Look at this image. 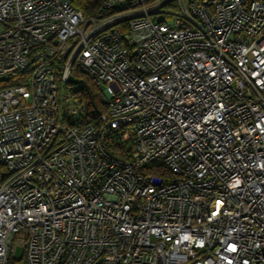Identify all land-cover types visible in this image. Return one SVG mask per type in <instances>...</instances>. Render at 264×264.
Returning <instances> with one entry per match:
<instances>
[{"label":"built area","instance_id":"built-area-1","mask_svg":"<svg viewBox=\"0 0 264 264\" xmlns=\"http://www.w3.org/2000/svg\"><path fill=\"white\" fill-rule=\"evenodd\" d=\"M106 8L0 0V264H264V0Z\"/></svg>","mask_w":264,"mask_h":264},{"label":"trees","instance_id":"trees-1","mask_svg":"<svg viewBox=\"0 0 264 264\" xmlns=\"http://www.w3.org/2000/svg\"><path fill=\"white\" fill-rule=\"evenodd\" d=\"M106 1L107 0H71V3L74 8L81 10L86 17L100 19L112 13L106 8ZM27 75L28 72H16L11 74L8 79H0V90L5 87L23 84ZM87 88L89 95L85 94L84 99L93 105L98 101V90L93 85H89ZM11 264H15V261L12 260Z\"/></svg>","mask_w":264,"mask_h":264},{"label":"crops","instance_id":"crops-1","mask_svg":"<svg viewBox=\"0 0 264 264\" xmlns=\"http://www.w3.org/2000/svg\"><path fill=\"white\" fill-rule=\"evenodd\" d=\"M15 264H25V260L20 256L19 259H14Z\"/></svg>","mask_w":264,"mask_h":264},{"label":"rangeland","instance_id":"rangeland-1","mask_svg":"<svg viewBox=\"0 0 264 264\" xmlns=\"http://www.w3.org/2000/svg\"><path fill=\"white\" fill-rule=\"evenodd\" d=\"M101 109H103V106H101ZM20 254H21V251L20 250H18V259H19V257H20Z\"/></svg>","mask_w":264,"mask_h":264}]
</instances>
